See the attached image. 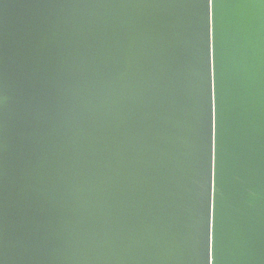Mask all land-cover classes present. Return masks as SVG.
<instances>
[{
    "label": "water",
    "instance_id": "1",
    "mask_svg": "<svg viewBox=\"0 0 264 264\" xmlns=\"http://www.w3.org/2000/svg\"><path fill=\"white\" fill-rule=\"evenodd\" d=\"M0 264H264V0H0Z\"/></svg>",
    "mask_w": 264,
    "mask_h": 264
},
{
    "label": "snow or ice",
    "instance_id": "2",
    "mask_svg": "<svg viewBox=\"0 0 264 264\" xmlns=\"http://www.w3.org/2000/svg\"><path fill=\"white\" fill-rule=\"evenodd\" d=\"M209 2H211V0H209ZM206 46H205V67H204V71H205V86L207 88V72H208V67H207V41L205 42Z\"/></svg>",
    "mask_w": 264,
    "mask_h": 264
}]
</instances>
